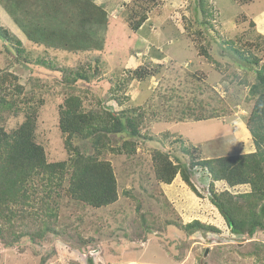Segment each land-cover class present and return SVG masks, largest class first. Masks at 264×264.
Returning <instances> with one entry per match:
<instances>
[{
  "label": "rangeland",
  "instance_id": "rangeland-1",
  "mask_svg": "<svg viewBox=\"0 0 264 264\" xmlns=\"http://www.w3.org/2000/svg\"><path fill=\"white\" fill-rule=\"evenodd\" d=\"M96 1L111 18L100 56L35 44L0 16V25L21 42L5 43L7 52L0 39V123L11 133L36 110L38 143L49 162H63L74 154L60 129L71 94L81 98L86 112L129 111L141 136L110 134L99 149L91 138L72 140L80 153L111 162L118 200L95 208L62 189L53 195L58 234L27 237L9 248L0 241V264H259L255 254L264 231L235 235L211 201L210 175L192 163L257 151L248 119L255 103L250 89L257 82L252 68L264 64V0H208V16L197 0H156L145 7L138 0ZM141 16L147 20L134 31L128 22ZM230 49L241 50L242 59ZM18 57L31 61L18 63ZM102 59L103 72L92 81L72 89L61 84L64 69L92 75ZM245 62L250 67H242ZM136 70L145 77L139 79ZM21 84L26 89L19 92ZM125 143L134 144L128 145L132 154L117 152ZM157 150L187 171L196 191L180 172L171 185L159 181ZM213 184L233 195L251 191ZM195 221L208 228L188 230Z\"/></svg>",
  "mask_w": 264,
  "mask_h": 264
},
{
  "label": "trees",
  "instance_id": "trees-1",
  "mask_svg": "<svg viewBox=\"0 0 264 264\" xmlns=\"http://www.w3.org/2000/svg\"><path fill=\"white\" fill-rule=\"evenodd\" d=\"M138 1H142L145 7L146 3L154 5L156 0ZM0 2L30 42L68 52L94 55L98 53L99 56L105 49V35L111 18L105 7L97 4L95 0H35L32 5L25 2V10L22 9L21 0ZM197 4L203 16H208L211 12L209 1L197 0ZM64 9H67V12ZM49 17L50 21H47ZM146 20L145 16H141L133 21L131 19L128 24L137 31ZM71 32L73 45L70 44ZM0 39L4 41L1 42L7 52H11L5 44L7 42L15 41L21 46V42L1 25ZM17 51L22 54L25 50L19 48ZM230 51L233 56L238 55L239 61L242 59L241 50ZM23 60L25 63L21 57L17 58L18 63L26 64L31 61L30 57ZM37 63L47 65V62L41 59ZM102 64L103 59L100 69H94L92 75L87 71L70 72L66 68L63 70L61 84L69 83L68 87L72 89L78 86L80 81H92V78L103 72ZM248 65L246 62L241 64L242 67H250ZM252 69L256 72L257 82L250 89V98L255 103L248 119V127L257 151L193 162L192 167H200L210 175L211 201L231 231L237 236L249 234L253 237L258 230L264 231V64L260 68ZM135 75L141 79L146 73L136 70ZM13 78L19 81L18 76L13 75ZM25 89V85L21 84L16 90L21 92ZM36 114L37 111L34 110V114L28 116L26 121L11 133L0 123V241L7 248L15 246L27 237L36 241L44 240L49 234H58V208L54 206L57 201L53 195L60 196L62 189L73 198L95 208L117 202L118 184L111 162L80 153L78 148L72 146L75 137L91 138L99 149L108 145L110 134L128 133L133 137L141 136L138 123L129 111L121 115L109 111L86 112L81 98L71 94L61 110L60 129L64 135L67 134L66 146L70 151H74V154L68 161L49 162L45 148L37 141ZM128 145L134 144L125 143L117 148V152L132 154L134 148L129 149ZM154 161L160 182L171 185L180 172L185 182L196 191L187 171L174 164L167 152L157 150ZM214 182H224L230 188L249 186L251 191L237 195H233L229 190L217 192ZM187 226L188 230L208 228L199 221ZM259 246L260 252L255 255L258 263L264 264V244ZM46 262L47 260H44L42 264Z\"/></svg>",
  "mask_w": 264,
  "mask_h": 264
},
{
  "label": "crops",
  "instance_id": "crops-1",
  "mask_svg": "<svg viewBox=\"0 0 264 264\" xmlns=\"http://www.w3.org/2000/svg\"><path fill=\"white\" fill-rule=\"evenodd\" d=\"M11 2H14V0H10ZM36 1H40V0H36ZM25 2H27L29 5H32L34 2H35V0H21V3H23V6H22V9L23 10H25ZM95 2L97 3V4H99V5H103V4H101V3H98L96 0H95ZM20 8V7H19ZM0 16L2 17V18H4L5 19V22L6 21H8L9 22V27L11 26V28H16V29H18L19 28V31H22L21 29H20V27L18 26V24L15 22V20L11 17V15L6 11V9H5V7L2 5V3L0 2ZM14 26V27H13ZM21 39V38H20ZM28 39V38H27ZM21 41H22V39H21Z\"/></svg>",
  "mask_w": 264,
  "mask_h": 264
},
{
  "label": "water",
  "instance_id": "water-1",
  "mask_svg": "<svg viewBox=\"0 0 264 264\" xmlns=\"http://www.w3.org/2000/svg\"><path fill=\"white\" fill-rule=\"evenodd\" d=\"M208 251V250H207ZM208 253V252H207Z\"/></svg>",
  "mask_w": 264,
  "mask_h": 264
}]
</instances>
